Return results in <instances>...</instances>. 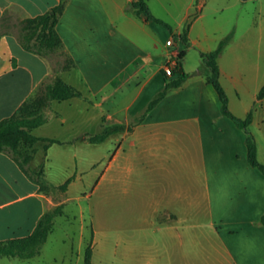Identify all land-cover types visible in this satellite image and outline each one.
Here are the masks:
<instances>
[{"label":"crops","instance_id":"0c3cea01","mask_svg":"<svg viewBox=\"0 0 264 264\" xmlns=\"http://www.w3.org/2000/svg\"><path fill=\"white\" fill-rule=\"evenodd\" d=\"M60 1L0 0V121L13 115L51 73L44 57L23 48L15 30L21 31L24 19L41 15ZM133 1H66L57 31L76 67L59 76L82 96L49 103L46 123L33 133L61 143L47 150L43 142L37 143L29 166L36 169L45 161V179L53 145L71 149L76 165L83 147L98 145L88 136L101 133L104 126H126L125 131L108 138L109 166L96 187L108 177L112 188L118 183L143 184L147 214L157 218L162 233L160 246L175 249L173 257H161L158 264H264V173L250 164L247 132L223 114L201 57V52L214 50L220 38L211 36L205 26L196 29L201 15L193 18L192 3L173 26L148 0L154 16L170 24V30L136 15ZM191 20L190 46L181 59L189 78L171 88L139 121L172 78L165 73L172 57L168 42L175 40L179 50H184L174 34H181ZM230 47L229 43L218 58L220 81L227 94L229 86L240 88L242 74L224 63ZM193 49L199 51L201 65H189ZM229 108L240 118L251 111L233 110L230 101ZM53 118L67 132L63 138L43 130ZM252 124L249 131L253 134ZM92 126L99 131L90 129ZM254 136L258 159L264 164L259 137ZM105 156L88 159L79 178L92 173L97 180ZM54 205L9 154L0 152V241L30 235ZM132 252L128 257H137L138 251ZM54 263L59 262L55 259ZM40 264L45 262L40 260Z\"/></svg>","mask_w":264,"mask_h":264},{"label":"rangeland","instance_id":"374dc122","mask_svg":"<svg viewBox=\"0 0 264 264\" xmlns=\"http://www.w3.org/2000/svg\"><path fill=\"white\" fill-rule=\"evenodd\" d=\"M189 3L193 6V18L201 15L196 29L205 26L208 33L219 37L220 41L231 35V47L226 52L224 63L232 70L238 68L242 74L239 89L228 87L230 107L240 113L254 111L250 130L259 137L264 152V100L258 101L264 86V0H151L155 12L173 26L182 20ZM15 31L21 35L19 28ZM44 58L51 69L48 80L62 72L67 61L61 50L47 52ZM188 63L201 65L197 49L189 53ZM48 107L44 110L45 115ZM90 129L98 130L95 126ZM43 130L62 138L67 133L56 118ZM72 154L71 149L60 145H53L48 151L47 181L42 177L46 186L43 193L54 201L51 209L63 205V214L55 219L54 229L42 247L40 259L27 261L18 257H2L0 264H40V260L45 264H56L55 259L59 262L57 264H74L78 260L79 264H85V250L90 242L94 249V264H143L149 261L158 264L161 257H173V246H160L162 233L157 218L155 221L154 216L147 214L148 204L142 183L129 186L118 183L112 188L108 177L96 187L109 166L110 140L83 147L76 165ZM102 154L106 156L101 176L96 180L89 173L80 179L88 159ZM70 177H74L73 180L66 190L62 189ZM133 249L138 251L137 257L130 258L128 256L133 254Z\"/></svg>","mask_w":264,"mask_h":264},{"label":"trees","instance_id":"16d2710c","mask_svg":"<svg viewBox=\"0 0 264 264\" xmlns=\"http://www.w3.org/2000/svg\"><path fill=\"white\" fill-rule=\"evenodd\" d=\"M66 1L61 0L47 12L36 17L26 18L21 22V35L19 40L25 50L41 55L42 57L47 52L57 50H61L66 54L63 41L57 31V25L64 11ZM131 8L136 15L144 16L149 20H155L171 30L170 24L154 16L148 0H134ZM191 22L192 20L187 23L181 34H174V38L185 49L180 52V60L172 70V78L168 80L165 88L151 101L146 111L138 118L139 121L167 95L171 88L180 87L189 78L190 75L183 69L181 59L185 55L187 47L190 46L188 35ZM230 41L231 35H227L219 42L214 50L201 52L203 65L207 70L208 81L214 86L219 95L223 114L231 118L238 127L247 132L246 144L250 164L264 173V164L258 159V146L255 136L249 131V126L253 122L254 111L251 110L245 118L236 116L229 108V97L220 81L218 58ZM66 56L67 61L63 67V71L72 70L76 67L74 60L67 54ZM81 96V92L66 83L58 74L50 80H46L13 115L0 121V152L9 154L23 172L33 182L39 185L41 191H44L46 188L42 180L45 164L42 163L36 169L30 168V162L36 152L34 146L39 142H43L44 148L47 150L50 145L61 142L52 138L37 137L33 131L46 123L47 117L44 114V110L51 101H65ZM263 99L264 86L259 92L258 101ZM132 127L133 125L128 127V130H131ZM125 130L126 126L123 125L105 126L101 133L88 136V140L91 143L99 144L106 141L112 134ZM72 180L73 177L67 179L61 188L66 190ZM62 214L63 205H58L42 215L30 235L0 241V258L18 257L21 259H29L40 254L42 247L54 229L55 219ZM261 222L264 225V216H262ZM93 253V245L90 242L85 250V264H92Z\"/></svg>","mask_w":264,"mask_h":264},{"label":"built area","instance_id":"2783aa9c","mask_svg":"<svg viewBox=\"0 0 264 264\" xmlns=\"http://www.w3.org/2000/svg\"><path fill=\"white\" fill-rule=\"evenodd\" d=\"M168 47L172 49V57L168 60L167 64L165 65V73L168 76L172 75V70L175 67V65L180 60V50L177 47V43L175 40H171L168 42Z\"/></svg>","mask_w":264,"mask_h":264}]
</instances>
